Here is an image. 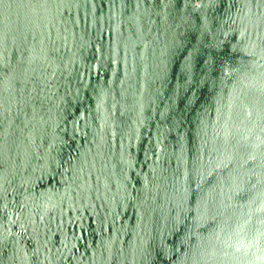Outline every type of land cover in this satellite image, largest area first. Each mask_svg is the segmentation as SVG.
<instances>
[{
    "label": "water",
    "instance_id": "1",
    "mask_svg": "<svg viewBox=\"0 0 264 264\" xmlns=\"http://www.w3.org/2000/svg\"><path fill=\"white\" fill-rule=\"evenodd\" d=\"M0 264H264V0H0Z\"/></svg>",
    "mask_w": 264,
    "mask_h": 264
}]
</instances>
